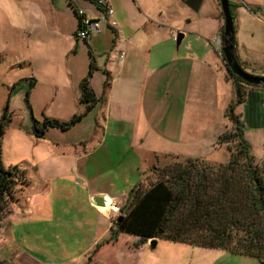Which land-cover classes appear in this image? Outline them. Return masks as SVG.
Here are the masks:
<instances>
[{
  "label": "rangeland",
  "instance_id": "rangeland-1",
  "mask_svg": "<svg viewBox=\"0 0 264 264\" xmlns=\"http://www.w3.org/2000/svg\"><path fill=\"white\" fill-rule=\"evenodd\" d=\"M242 1H246L253 10L242 5L241 0L237 4L229 0L234 4V52L240 65L246 67V72L250 74L264 72V0ZM178 21L186 30H194L197 26L203 29L204 23H208L209 26L205 25V28L208 31L211 27L207 34L209 42L218 40L219 43L214 44L213 54L210 55L212 61L206 63L209 68L200 69L194 75L196 78L199 77L200 82L196 98H191L199 106L196 114L183 115L182 109L173 106L172 112L149 116L150 138L146 145L162 155L152 159L146 173L147 179L142 182L143 187H148L149 183L154 182L159 169L184 164L185 156L175 151L205 153L207 150H204L201 144L200 147L192 146L204 140L208 132L225 125L229 130L232 126L225 116V108L231 101L236 100V92L233 77L226 70L223 59V26L219 34L212 35L216 24V18L212 17V14H201L197 19L194 14L183 13ZM73 27V14L66 0H52V3L49 0H0L1 158L5 166L19 165L25 169L27 177L33 183L23 190L17 189L18 192L15 194L20 196L19 200L11 204L13 209L3 218L0 225V263L40 264L37 262L39 261L42 264H264V260L260 261L255 257L236 254L229 250L193 246L165 239H157L154 249H151L149 244L136 247L133 241V239L136 241V236L125 233L119 234L113 241L106 242L112 236L109 232H106V237L100 241L105 243L97 251L93 249L89 253L90 257L86 256L84 260L76 259L70 263L64 258L63 243L54 236L52 228L48 227L47 221L50 220H47L45 214L42 222L36 220L37 203L34 204L35 209H30L32 213H26L27 206L29 209L31 205L27 202V197L36 182H40L42 177L55 175L64 170L68 164L66 158L53 162L48 150L50 146L43 140L48 135L41 139L33 135L31 117L40 119L45 115L59 120H69L74 113L83 112L81 103L72 96L76 95V86L70 91H61L63 98L60 100L65 105V110L54 108L56 105L52 106L49 103L55 101L53 96L57 94L54 84L64 79L73 82L75 78L86 73L89 65L88 53H84L82 49L71 63L64 60L65 48L73 37ZM209 48L212 49L211 46ZM51 56H55L53 65H49L48 62ZM30 77L36 80V84L27 92ZM235 112L243 113L241 118L245 123L244 139L248 142L256 161L264 167V118L259 124L256 119L252 125L242 104L236 106ZM262 113L264 114V110ZM90 120L91 117H88L77 123L78 129L70 130L68 133L51 129V133H56L48 138L52 140L60 134L78 136L87 130L88 124L90 127ZM161 126L165 129L163 130ZM191 127L198 128L200 132L190 139L197 140L190 147L188 144L190 140L182 139V135ZM175 143L177 146H174ZM233 149L234 143L223 144L214 150L211 149V153L206 154V157L197 158L218 165L228 160ZM62 155L59 153L60 157ZM95 187L102 189L103 183ZM123 203H120L119 207H111L116 217L120 215V206ZM22 204L26 208L21 206ZM17 208H20L22 213L19 219L16 217V214H19ZM27 217H31V221L22 224L27 221ZM15 220H18L20 225L14 228V231L12 227ZM86 244L66 245L74 256L80 253Z\"/></svg>",
  "mask_w": 264,
  "mask_h": 264
},
{
  "label": "crops",
  "instance_id": "crops-1",
  "mask_svg": "<svg viewBox=\"0 0 264 264\" xmlns=\"http://www.w3.org/2000/svg\"><path fill=\"white\" fill-rule=\"evenodd\" d=\"M49 1L52 3V0ZM66 1L73 14L74 31L71 43L65 48L64 60L71 63L81 49L88 53V61L91 59L89 52L92 54L97 69L90 79V87L98 101L81 121L91 117L90 127L88 124L82 134H60L51 140L48 137L55 135L56 132L51 133V129L55 128L46 132L48 137L43 140L50 146L48 150L53 162L66 158L68 164L64 170L36 182L27 197L31 205L29 209L27 206L26 213H32L30 209H35L34 204L37 203L36 220L42 222L45 218L43 214L46 215L50 220L47 221L48 227L63 243L64 258L73 263L76 259L88 258L96 244L106 237V232L110 234L112 221L116 218L111 207H119L125 202L130 189L144 180L142 176L149 169L152 159L162 155L146 145L150 138L149 116L172 112L173 106L182 109V114L188 116L196 114L199 109L196 101L191 100L196 98L200 88L199 77L194 75L200 69L209 68L206 63L212 61L210 55L213 54L214 44L219 41L209 42L207 34L211 27L208 31L205 28L208 23H204L203 29L197 26L194 30H186L178 21L181 14H194L197 19L201 14H212L216 18L212 35L219 34L224 20L219 0H110L112 15L102 23L100 32L82 42L74 37L77 27L74 9L83 11L90 18L97 17L100 10L94 0ZM241 3L251 8L246 1L241 0ZM179 30L184 36L176 46L175 34ZM54 57L48 58L49 65L54 64ZM87 71L73 82L64 79L54 84L57 94L53 96L55 101L49 103L56 105L54 108L65 110L60 100L63 98L61 91H70L75 86L76 95L72 96L79 101L80 82ZM104 72L109 73L105 93ZM253 74L264 76V72ZM81 105L84 110V105ZM73 129H78V124L66 133ZM220 129L208 132L204 140L192 146L197 140L190 139L200 130L189 128L182 139H189L190 147H200L201 144L207 151L195 154L184 150L175 152L185 157H206L211 149L214 150ZM176 143L174 146H177ZM59 153L63 155L60 157ZM100 183H103V188L97 189L95 186ZM34 192H39L38 198ZM93 195L105 196V209L91 204L90 197ZM21 206L26 208L24 204ZM17 211L19 219L22 213L20 208ZM30 221L31 217H27L22 224ZM19 225V221L15 220L12 230L15 231L14 228ZM67 243L87 244L80 253L72 256Z\"/></svg>",
  "mask_w": 264,
  "mask_h": 264
},
{
  "label": "trees",
  "instance_id": "trees-1",
  "mask_svg": "<svg viewBox=\"0 0 264 264\" xmlns=\"http://www.w3.org/2000/svg\"><path fill=\"white\" fill-rule=\"evenodd\" d=\"M229 6L234 16V4L229 2ZM74 12L77 30L84 13L79 14L75 9ZM76 30L74 37L78 41ZM89 55L88 71L79 86L83 112L73 114L69 120L45 115L40 119L32 116V133L36 138H44L50 128L62 132L71 129L94 108L98 98L90 87V79L97 68L90 52ZM238 63L240 65L239 60ZM241 67L246 71V67ZM104 73L103 93L109 84V73ZM231 76L236 100L227 105L225 116L232 126L229 130L226 125L222 126L215 139V148L234 143L228 160L213 165L197 157H185L184 164L159 169L154 182L143 187L147 170L142 176L144 180H139L130 189L124 204L120 206V215L113 219L110 227L112 236L106 242L125 233L136 236V247L149 244L150 240L165 239L193 246L220 248L264 260V167L256 161L244 139L243 113L235 112L236 106L242 104L250 124L254 125L256 119L259 124L264 118V86ZM29 80L27 92L36 84L33 77ZM5 110H8V104ZM1 135L2 129L0 140ZM30 184L26 170L21 166L3 164L0 147V225L10 213L11 204L19 200L20 196L15 194L17 189L23 190ZM104 243L98 242L94 250L97 251Z\"/></svg>",
  "mask_w": 264,
  "mask_h": 264
},
{
  "label": "water",
  "instance_id": "water-1",
  "mask_svg": "<svg viewBox=\"0 0 264 264\" xmlns=\"http://www.w3.org/2000/svg\"><path fill=\"white\" fill-rule=\"evenodd\" d=\"M219 5L223 15V45L222 53L223 59L226 63L227 71L231 72L234 76H238L247 82L260 84L264 86V76L252 75L244 71L239 65L238 60L235 57L234 43H233V32H234V20L229 6V0H219ZM184 34L179 32L175 38L176 46H179ZM90 202L93 206L99 209H105L107 206V200L103 195H93L90 197ZM120 220V218H117ZM157 239L149 241V247L154 249L156 247ZM1 264V263H0ZM5 264V263H2Z\"/></svg>",
  "mask_w": 264,
  "mask_h": 264
},
{
  "label": "built area",
  "instance_id": "built-area-1",
  "mask_svg": "<svg viewBox=\"0 0 264 264\" xmlns=\"http://www.w3.org/2000/svg\"><path fill=\"white\" fill-rule=\"evenodd\" d=\"M95 4L100 10V13L95 18L87 17L83 15L81 19V24L76 30V36L79 40H89L93 34L98 33L102 29V23L112 15V7L110 5V0H94ZM79 14H83L82 11H78ZM216 37H214V41Z\"/></svg>",
  "mask_w": 264,
  "mask_h": 264
},
{
  "label": "bare ground",
  "instance_id": "bare-ground-1",
  "mask_svg": "<svg viewBox=\"0 0 264 264\" xmlns=\"http://www.w3.org/2000/svg\"><path fill=\"white\" fill-rule=\"evenodd\" d=\"M38 193H39V192H34L36 198H38V195H39ZM108 204H109V202H108Z\"/></svg>",
  "mask_w": 264,
  "mask_h": 264
},
{
  "label": "flooded vegetation",
  "instance_id": "flooded-vegetation-1",
  "mask_svg": "<svg viewBox=\"0 0 264 264\" xmlns=\"http://www.w3.org/2000/svg\"><path fill=\"white\" fill-rule=\"evenodd\" d=\"M179 32H177V34H178ZM226 64V63H225ZM229 74H232L231 72H229ZM233 75V74H232ZM234 76V75H233Z\"/></svg>",
  "mask_w": 264,
  "mask_h": 264
}]
</instances>
